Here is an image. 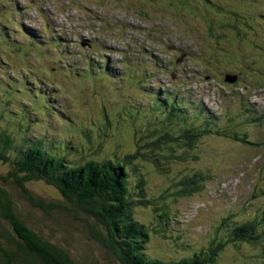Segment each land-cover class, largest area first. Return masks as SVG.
<instances>
[{
	"label": "rangeland",
	"instance_id": "1",
	"mask_svg": "<svg viewBox=\"0 0 264 264\" xmlns=\"http://www.w3.org/2000/svg\"><path fill=\"white\" fill-rule=\"evenodd\" d=\"M236 13L243 17L238 21L240 29L245 32L238 30V34L228 24L219 27L220 22L225 18L231 20ZM252 16V19L247 18ZM25 17L33 19L31 25L40 30L50 21L51 34H62L71 43V55L59 52L62 61L60 71L41 60L46 57L51 44L49 40H46V47L41 44L42 41L40 44L29 43V46H22L18 42L15 44V41L25 39L22 23ZM236 26L238 28V22ZM32 30H28L31 38L35 36ZM12 32H16V35ZM210 32L224 33L223 42L218 43V50L226 51V54L235 47L231 39H236V34L248 41L246 54H258L261 46H264V0H0V73L7 74L0 75V82H3L0 83V109H3V119L10 125L9 129L15 131L19 140L16 143L25 144L24 134L35 138L44 133V138L52 144L70 138L71 145L86 149L88 145L81 141L80 131L84 127L87 132L91 131L89 128L94 129L87 121L89 118L102 123L105 113L108 120L114 121L117 120L118 111L130 110L138 105L137 102L142 101L141 104H144L147 101L148 95L142 84H154V76L142 79L138 86L140 90L132 91L131 95L124 94L125 87L129 86L127 80L129 83L136 82L131 70L126 73L127 80L119 70L118 75L108 80L101 79L100 82H104L99 85L92 79V66L87 63L89 79L74 77V73L63 65L74 68L73 56L80 53L79 45L90 50L94 49L92 45L99 46L95 47V52L84 54L89 60H98L106 52L114 54L108 56L110 60L104 61L107 77L117 70L125 54L128 66L133 63L135 55L141 58L150 53L159 57L166 67L165 75L159 77V85H166L168 89V85L177 89L184 86L219 117L215 129L225 130L232 136H206L185 156L187 148L185 152L177 147L173 151L167 149L165 152L168 154L181 155L184 159L172 158L166 164L162 162V170L153 168L151 164L143 167L147 191L156 200L159 199L158 209L168 207L169 214L175 220L166 232L152 234L149 243V254L163 261L179 258L185 252L205 246L217 235L224 239L227 231L224 228L217 231L218 223L228 226L231 221L240 223L259 217L261 210H264V70H258L253 63H243L242 66L238 63L245 43L233 50L231 65L229 61L223 64L218 57H211L209 54L214 52L215 43L210 38ZM83 63L78 61L80 66ZM138 66L143 69L142 65ZM238 66L237 72L241 73L242 68L246 71L235 82L230 67ZM98 67L101 68V65ZM31 69L33 72L30 73ZM153 70L154 74L156 69ZM33 74L37 75L36 79L47 81L50 86L24 83L28 79L24 80L23 77H33ZM37 89L46 95L44 99L48 108L40 104L41 109H36L34 102L40 103L41 99ZM235 92L256 104L252 122L232 125L227 118L226 113L231 112L236 104ZM168 100V106L175 103L170 95ZM22 111L26 114H21ZM44 111L52 115L46 118ZM132 116L139 125L150 120L149 115L145 118L136 114ZM117 117H120L117 120L119 123L112 121L109 139H102L98 133L102 130L91 131L92 138L94 135L96 138L90 144V150L86 154H79V157L88 159L93 156L95 153L92 148H96V141L102 146L99 155L134 147L129 131L121 122V114ZM236 136L238 139L233 140ZM5 168V165L0 164V170L4 171ZM195 172L211 176L204 188L190 196L180 193L174 196L173 192L180 185H170L182 176L190 179L189 176ZM7 185L16 189L9 183ZM26 186L34 195L57 201L51 188L38 183H27ZM21 211L34 221L31 222L34 227L38 223L49 229L52 235L59 228L57 223L62 225V230L79 223L66 213L57 222L52 218H44V214H38L27 204L21 206ZM137 213L143 219L149 218L148 213L152 215L150 207ZM154 227L157 228L156 225ZM177 232H181V239L189 248L180 249L170 244L169 239ZM66 233L61 236L57 234L55 238L61 244H69L67 247L76 264H94L93 255L98 259V264H112L109 252L95 248L76 231ZM55 238L50 237L56 241ZM222 250L219 264H264V255L263 258L259 257L249 246H229Z\"/></svg>",
	"mask_w": 264,
	"mask_h": 264
},
{
	"label": "trees",
	"instance_id": "2",
	"mask_svg": "<svg viewBox=\"0 0 264 264\" xmlns=\"http://www.w3.org/2000/svg\"><path fill=\"white\" fill-rule=\"evenodd\" d=\"M214 36L216 37L215 34ZM33 38L39 39V36L35 35ZM33 38L27 35L26 40L32 41ZM52 40L54 41L52 44L62 50L60 45L62 40L59 37ZM67 52L68 50L64 49L63 53ZM210 56L218 57L225 63L229 61L231 64L226 51L217 52L214 48ZM83 58L85 57L75 60L83 61ZM149 60L155 62L151 56ZM74 62V68L66 64L63 67L72 71L74 76L85 74L82 66ZM149 102L151 107L146 116L149 115L150 120L144 125L138 124L132 112L121 114L123 118L121 122L125 124L133 140L132 149H120V154L113 151L99 155L102 146L95 140L96 148L92 150L95 154L87 160L79 157L83 152L80 147L71 145L70 138L52 144L42 136L34 138L24 134L25 144L16 143L19 140L15 131L9 129L10 125L3 119V109H0V164L7 167L4 171L0 170V264H76L70 255L69 244L67 247L55 238L58 237L57 234L61 236L68 231L78 232L95 248L109 252L110 258L113 259L112 264H219L221 258L219 251L225 249L227 245L238 248L249 246L256 255L263 258L264 210H261L260 217L248 219L241 224L229 222L225 240L212 238L205 249L191 250L179 258H170L168 261L149 254L152 234L160 235L159 232H166L169 226L174 225L175 220L169 214L168 207L158 209L159 199L156 200L155 196L147 191L143 167L139 161L153 163L157 169H161L162 162L166 164L172 158H183L181 155L161 152L167 149L173 151L175 146L182 152H185L186 148L193 149L199 138L204 137L203 134L209 131L208 125L212 124L211 118L201 110V116L197 115V119L192 120L198 125H190L184 117L186 123L179 124L177 128L171 124L172 122L163 127L157 120H153L155 119L153 112L164 108V103L156 95H151ZM170 107H175V104ZM173 109L183 113L180 108ZM238 113L242 114L241 111ZM21 114L26 113L22 111ZM117 115L116 119L120 120ZM117 120H108L106 117L99 124L91 119L94 129H89L92 132H96V129L109 130L112 128L111 123H119ZM91 131L87 132L86 127L80 131L81 141L88 145L87 148H91L90 144L96 138V135L92 138ZM182 177L170 185V187L180 185L178 190L173 192L174 196L176 193L190 196L199 192L197 184L201 183L206 175L203 172H195L190 176L191 182L188 178ZM8 183L16 189H11ZM27 183H38L53 189V195H56L54 199L57 201L32 194L27 186L25 187ZM23 204L29 205L38 214H44V218H52L51 220L57 222L65 217L66 213L71 214L69 216L79 223H73L72 227L64 230L62 225L57 223L59 228L55 226L58 230L52 235L50 230L42 225L36 223L34 227L31 224L34 221L21 211ZM147 207L151 208L152 215L148 213L149 218L146 219L138 217L137 211H143ZM41 227L43 231L39 230ZM220 228L223 229V226ZM50 237L55 238L58 243ZM169 240L170 244L180 249L189 248L182 239L177 241L176 236ZM92 257L93 263L98 264L96 263L98 259L94 255Z\"/></svg>",
	"mask_w": 264,
	"mask_h": 264
}]
</instances>
